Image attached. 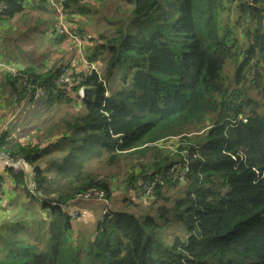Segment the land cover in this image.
I'll use <instances>...</instances> for the list:
<instances>
[{"label": "trees", "instance_id": "obj_1", "mask_svg": "<svg viewBox=\"0 0 264 264\" xmlns=\"http://www.w3.org/2000/svg\"><path fill=\"white\" fill-rule=\"evenodd\" d=\"M3 1L0 22L24 13L23 0ZM61 1L86 12L87 0ZM128 2L135 20L87 48V59L105 70L82 74L95 89L91 98L54 83L57 67L6 75L17 103L33 102L41 88L48 108L81 101L82 109L67 121L64 145H53L61 157L1 134L0 154L33 166L36 195L24 171L13 177L45 217L0 233V264H264V0H158L149 13L152 0ZM175 139L180 146H161ZM123 161L125 188L156 181L155 200L110 209L94 239L73 245L62 205L91 189L111 200L112 181L92 165L122 169ZM181 183L185 190L170 198ZM176 222L186 234L168 241L164 229Z\"/></svg>", "mask_w": 264, "mask_h": 264}, {"label": "rangeland", "instance_id": "obj_2", "mask_svg": "<svg viewBox=\"0 0 264 264\" xmlns=\"http://www.w3.org/2000/svg\"><path fill=\"white\" fill-rule=\"evenodd\" d=\"M83 5L87 7L85 9L86 12L81 13L77 10L75 11L73 10V13L68 15L69 26H70L69 17L71 19L73 18L71 20L72 24L75 23L74 19L78 17L80 24L85 23V26H83L84 29L85 27L90 28L91 26V29H93L95 33H98V31H100L101 34H105L107 36H116L115 35L116 29H119L121 24L132 23L134 19V17L131 15V13L133 12V6L128 2V0H87V1H84ZM51 8L54 12L53 7ZM29 15L30 13H27L22 18L21 25L23 29H31L33 27L34 28L37 27L34 19L31 20ZM54 15H55V12H54ZM144 19L145 18H141L140 20L135 21L136 29L134 30V32L143 27ZM25 22H27L28 24H25ZM52 26L53 24L51 25V27ZM56 26H57V18L55 17V24L52 28L56 29ZM95 26L96 27L99 26L98 27L99 30H97ZM42 28L44 27L39 26L37 28L38 30H42V32L38 33V39H44L45 37L47 38L49 37L48 33L45 34V31ZM70 29H71L70 31H72L73 27ZM84 29L82 30L83 33H81V35L79 34V31H78L77 33V35H79L78 37L80 39H82L83 37L88 38V41L85 39L87 42L86 46L90 48L95 47L93 40L97 39L100 34H98L96 38H92L91 36H87L85 34ZM47 30L48 28H46V31ZM64 39H65V44H68L69 43L68 39L62 38L61 40H64ZM41 43H45L44 45L45 50L48 49L51 45L53 50L57 51L56 43L53 40H51V42L39 41L38 43H32V44L38 45ZM75 47L77 49L76 45ZM44 48L41 47V50H40L41 53L44 52L43 51ZM53 53L54 52L52 51V54ZM77 53H78V57L80 58L79 52ZM83 53L86 59L82 61L80 58V60L82 61V63L88 60L89 65L86 64L88 67L87 72H91L94 69L97 70L98 67L100 66L102 70L101 76H103L105 70H104L103 64L101 63V60L99 59L97 62H94V61H90L89 59H87V49L85 50V48L83 49ZM40 57L44 58L45 55H42ZM67 66L70 67L69 65ZM70 69L73 72H75L71 67ZM0 70H4V69L1 67ZM77 74L82 75L81 73H77ZM83 74H86V73H83ZM54 83H55V79H54ZM65 88H68V87H65ZM86 88H91V87L86 86ZM111 88H112V91L117 90L119 88L118 81L113 82L111 84ZM15 104L13 106L9 105V108L12 107L14 109V112H13L15 115L14 121H16V124H17L16 129L12 131L11 130L8 131L11 135L10 141L12 142H15V141L22 142L23 141L22 143H25V144L40 146L41 149L48 150V155L50 158L52 157V153L61 157L58 153L54 151L53 145H55L56 142H58V140L62 138L63 134L67 131L66 129L67 121H70L72 117L74 118L80 112V110L82 109L81 107L82 103H80L79 101H76L75 105L74 104L72 105L60 104L52 108H48L47 106H45V103L41 104L39 103V101L38 102L35 101V104H33L32 102H26V104H23V103L16 104V105ZM191 129H192V133L201 134V132H199V130L196 129V127H191ZM17 130H20V131L17 132ZM12 133L15 134L14 137H12ZM174 141H176L177 143L167 140L161 143V146H163L165 150L169 149V147H175L177 144L180 146V143H178L179 139H175ZM58 143L61 146L64 145L63 141L58 142ZM60 160H62V158ZM141 161H144V163L146 162L145 159L138 160L137 167L141 166L140 165ZM45 166L46 165H44L43 167ZM121 166H122V169H120L119 167H114V168L104 167L103 165H99V164L92 165V169L95 172H97L98 174H101L103 177H106L105 176L106 174L108 180L112 181L111 185L113 188V192H112L113 197L111 199V210H113L114 207L116 208L115 210L130 209L131 205L128 206V204H131L132 201H129V199H133V202L135 205L139 203H148L152 201L154 199V196H153L154 194L152 195L151 189H148V191H146L144 188H140V189L136 188L134 190L129 191L125 188L126 185L123 183V181H125V179L128 177V171H130V169L126 165V161H123ZM54 172L55 171L53 170L50 173H54ZM108 175L110 177H108ZM34 178H35V175L33 174L31 181H33ZM173 180H176L173 183H177V178H173ZM181 184L182 185H178L175 188H171L168 190L167 193L170 198L177 197L181 192H183V190H185L186 184L185 183H181ZM23 194L24 195L22 196V202L17 206L16 211H13V214L7 211H3L2 214L0 215V233L4 234L8 228H11L17 225L27 224L29 222L31 223V225H34L36 218H38L36 217V213L41 215V217L43 218L45 217L43 208H41V205H40L42 203L37 200L31 199V197L26 196L25 193ZM78 201H92V202H78ZM93 201L99 203L98 200L91 199V198H82V197H78L77 200H75V198H72L67 203H70V206H71L72 204L74 205L75 202H78L76 203L75 207H79V208L89 207L95 212L97 217L100 216L101 218V215L103 217V215H105L104 211L107 209V207H104L103 204L100 207L96 206L94 205ZM9 209H11V207ZM64 210L67 214L71 216L72 223H74L75 222L74 220H76L79 217V212L67 210L65 208ZM176 224H177V228H175V224H173L169 228L164 229V235L166 236L167 239L169 237L168 241L174 238L175 236H178V233L181 236H185L186 234V230L184 228H181L178 222H176ZM28 227H29L28 231L30 232L33 229V227L31 226H28ZM95 231H96V227H95ZM75 232H76V228L74 226V229H73V226H72L71 238H72V241L74 242L73 245L75 246H78L81 242L83 243H86L87 241L89 242L92 239V235H91L92 232L89 233V232L83 231L79 233V235L75 234ZM20 234L23 237H25L28 233H26L25 230L23 229Z\"/></svg>", "mask_w": 264, "mask_h": 264}, {"label": "crops", "instance_id": "obj_3", "mask_svg": "<svg viewBox=\"0 0 264 264\" xmlns=\"http://www.w3.org/2000/svg\"><path fill=\"white\" fill-rule=\"evenodd\" d=\"M23 1L25 4L24 13L17 15L12 20L0 22V68H5L9 65H12L17 68H33L36 71H47L54 67H57V69L60 70L62 66L69 65L76 73H87L88 67L86 63H82V61L78 57V50L76 49L75 44L69 40V43L65 44V39L61 40L62 38L58 37L57 30L52 28L55 24V15L52 8L49 7V5L45 1L42 0ZM67 12L71 14L73 13V9L67 10ZM27 13H30L29 17L31 20L34 19L37 26L36 28H22V18ZM72 19L69 17L71 26L69 27H73L72 31L76 33H78L79 31V34L81 35V33H83L82 30L84 29L83 26H85V23L80 24L79 18L76 17L74 19L75 23L72 24ZM25 24L28 23L25 22ZM52 24L53 26L51 27ZM39 26L44 27L42 29H44L45 34L48 33V38L45 37L44 39H38V33L42 32V30L37 29ZM98 27L99 26L96 27L97 30H99ZM46 28H48L47 31ZM84 32L87 36H91L92 38H96L98 34H101L100 31H98V33H95L93 29H91V26L90 28L85 27ZM51 40L56 43L57 51H54L51 45L48 49L45 50V43H41L38 45L32 44L38 43L39 41L51 42ZM41 47L44 48L43 53L40 52ZM87 48L89 47L86 46L85 50ZM52 51L54 52L53 54ZM42 55H45V57L41 58L40 56ZM6 75H8V73H6V70H0V136L5 131L8 132L9 130L12 131L16 129L17 124L16 121H14V109L12 107L9 108V105L13 106L15 103H21H17L15 98H11L10 95L12 94L10 90L7 87L3 86V83L6 79ZM67 89L70 90L71 87H68ZM19 131L20 130H17V132ZM14 136L15 134L12 133V137ZM24 170L26 173L25 178L27 180L28 185L30 179L32 178V175L34 174V168L33 166L26 164ZM9 171L10 170L7 167L6 163L0 161V184L2 185L0 191V215L3 211H7L13 214V211H16L17 206L22 202V196L24 195L22 187L17 186L14 180L13 176L16 174H11ZM78 202H75L74 205L72 204L70 206V204H68L66 206L67 210L79 212V217L74 220L75 222L73 223V229L74 226L76 228L75 234L79 235V233L83 231L89 233L92 232V239H94L97 234L98 223L101 220L102 215L101 218L100 216L97 217L95 212L89 207H75L76 203ZM94 205L100 207L102 204L94 202ZM10 207L11 209H9ZM114 209L116 208L114 207Z\"/></svg>", "mask_w": 264, "mask_h": 264}, {"label": "built area", "instance_id": "obj_4", "mask_svg": "<svg viewBox=\"0 0 264 264\" xmlns=\"http://www.w3.org/2000/svg\"><path fill=\"white\" fill-rule=\"evenodd\" d=\"M42 1H45L49 6L53 7V9H54L55 17L57 18L56 30H57L59 38H66L69 41H72L77 46V50L79 52V56H80L81 60L84 61L86 58H85V55L83 53V49L85 48V46L87 44L86 40L88 41V38L83 37L82 39H80L78 37L79 35H77L76 32L70 31L71 29L69 27V21H68L69 13L67 12V9L64 7L63 1H61V0H42ZM6 9H7V6L5 5L4 1L0 0V12L5 11ZM83 63H86L87 65H89L88 60H86ZM3 69L6 70V73L13 74V75H16L18 72L24 70V68H17V67H14L12 65H9ZM101 72H102L101 69H97V70L94 69L91 72H87L86 74L87 75L97 74L99 77H101ZM84 82H85L84 77L82 75H79V74L73 72L67 65L61 67L59 76L55 79V83H57L61 87H77V86H79L77 93H76V95L79 97V100H83L86 98V96L84 94V91L86 88V86L84 85ZM21 83L23 86L28 87V78H22ZM43 96H44L43 89H41V88L37 89V91L34 95V100L32 103L35 104V101L36 102L39 101V103H40V100L43 98ZM79 102L81 103V101H79ZM22 103L26 104L25 102H22ZM0 161L5 162L7 167L9 168V170L13 174L18 175L23 171L25 172L24 168L26 166V161L22 155L13 156L10 153L0 154ZM181 181H183V179H181ZM156 184H157L156 181L142 183V188H144L146 191H148V189H151L152 194H154V188H155ZM27 188L31 194L36 195L37 185H36V182L34 181V179H33V181H31V179H30V181L27 185ZM0 191H1V186H0ZM78 197L91 198V199L98 200L99 203L104 205V207H107V209L104 211L105 215H107L111 209V200L109 198H107V195H106L105 191H103V190L91 189L85 195L77 196L75 198V200H77ZM68 204H70V203L62 205L63 210H64V208L66 209V206ZM51 205L55 206L56 204L52 203ZM107 211H108V213H107Z\"/></svg>", "mask_w": 264, "mask_h": 264}, {"label": "water", "instance_id": "obj_5", "mask_svg": "<svg viewBox=\"0 0 264 264\" xmlns=\"http://www.w3.org/2000/svg\"><path fill=\"white\" fill-rule=\"evenodd\" d=\"M158 0H152V2L150 3V6L148 8V13L151 12V10L153 9V7L155 6V4L157 3ZM95 92L94 88H85L84 94L87 98H91L93 96Z\"/></svg>", "mask_w": 264, "mask_h": 264}]
</instances>
